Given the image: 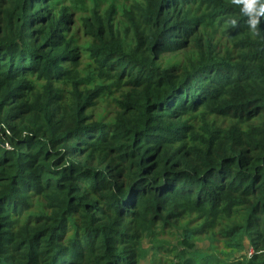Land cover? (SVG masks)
<instances>
[{"label": "trees", "instance_id": "1", "mask_svg": "<svg viewBox=\"0 0 264 264\" xmlns=\"http://www.w3.org/2000/svg\"><path fill=\"white\" fill-rule=\"evenodd\" d=\"M260 29L231 0H0V264H264Z\"/></svg>", "mask_w": 264, "mask_h": 264}, {"label": "rangeland", "instance_id": "2", "mask_svg": "<svg viewBox=\"0 0 264 264\" xmlns=\"http://www.w3.org/2000/svg\"><path fill=\"white\" fill-rule=\"evenodd\" d=\"M91 1H93V0H68V4H70L72 7H74L75 10L78 11L79 13H84L86 11V9L89 7ZM124 1L125 0H101L102 5H107L108 2H113L116 5H118L119 7H121L123 5ZM195 223H196V221L189 222L188 218H185V219L177 222L176 224L179 225L182 228L184 226L192 227ZM167 232H168L169 236L160 237L161 240H164V241L168 242L170 245L176 244L177 241H178V238L180 236V230H178L176 227H174V228L172 227L170 229H167ZM148 242H149L148 239L145 240L144 246L146 248L150 247ZM198 242H197V246L199 248H202V247L206 248V247L209 246V243L207 241H200L199 243ZM246 246H247V248L244 251V253H246V254L248 253L249 254L251 251H253L252 247L249 245L248 242L246 243ZM213 247L216 248V249H219V251L222 252V253L228 252L227 251V249H228L227 246L224 245L220 241L219 242L218 241L214 242L213 243ZM217 253L220 254L219 252H217ZM222 256H224V255H222ZM143 263L144 264H150L151 263V253H148V256L144 259Z\"/></svg>", "mask_w": 264, "mask_h": 264}, {"label": "clouds", "instance_id": "3", "mask_svg": "<svg viewBox=\"0 0 264 264\" xmlns=\"http://www.w3.org/2000/svg\"><path fill=\"white\" fill-rule=\"evenodd\" d=\"M231 3L240 9L242 16L246 17V23L253 38L259 36L261 17H264V0H231ZM228 22L233 27L238 26L236 18H231Z\"/></svg>", "mask_w": 264, "mask_h": 264}]
</instances>
